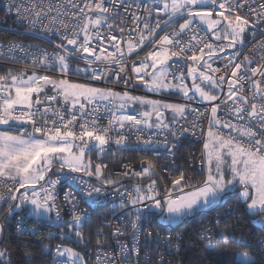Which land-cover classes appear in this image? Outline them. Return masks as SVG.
Segmentation results:
<instances>
[{
    "label": "snow or ice",
    "instance_id": "obj_1",
    "mask_svg": "<svg viewBox=\"0 0 264 264\" xmlns=\"http://www.w3.org/2000/svg\"><path fill=\"white\" fill-rule=\"evenodd\" d=\"M7 11L15 12L26 34L60 42L52 52L22 41L0 42V60L58 70V75H27L9 68L0 75V204L6 206L5 215L27 209L30 217L61 228L62 241L74 237L73 242L87 250L91 239L83 229L91 216L80 208L81 201L89 207L101 203L109 195L106 187L116 188L121 178L148 180L118 193L119 207L129 212L128 223L112 232L117 253L104 251L106 240L99 238L104 234L98 229L94 260L61 242L42 249L53 264H139L140 249L149 246L147 238L152 236L148 232L141 244L144 222L156 218L175 224L229 198L244 203L264 232V41L244 51L246 33L255 38L257 30L264 31V0H10ZM116 18L121 24L130 20L133 27L126 31L117 26V36L109 22ZM158 30L163 35L157 38ZM209 35L215 42L207 39ZM105 43L113 50L101 46ZM145 45L149 50L141 57L137 50ZM230 49L235 51L229 53ZM134 52L136 58L129 61ZM77 59L84 62L83 68L73 66ZM221 60L222 65L214 66ZM70 73L89 82H73ZM109 77L161 98L91 83ZM248 82L249 94L244 95ZM177 94L197 106L163 98ZM101 110L109 112L107 125L99 123ZM202 120H207L206 131ZM133 131L135 149L127 143ZM181 137L203 139L202 180L194 181L191 174L186 178V169L157 168L158 160L175 156L169 143L179 144ZM111 144L151 152L153 158H142L139 170L122 164L123 172L106 173L108 165L94 163L91 154L98 153L99 159ZM158 171L179 175L161 188ZM57 186L71 189L64 193L63 205ZM62 207L70 220L64 219ZM128 229L130 244L119 240ZM4 231L0 223V238ZM202 235L209 249L215 248L217 238L226 239L224 231L213 233L208 227ZM170 241L171 237L163 239ZM235 242L250 247L247 240ZM0 264H12L6 248H0ZM157 264L169 262L161 257ZM230 264H264V252L259 260L248 251L236 252Z\"/></svg>",
    "mask_w": 264,
    "mask_h": 264
},
{
    "label": "built area",
    "instance_id": "obj_2",
    "mask_svg": "<svg viewBox=\"0 0 264 264\" xmlns=\"http://www.w3.org/2000/svg\"><path fill=\"white\" fill-rule=\"evenodd\" d=\"M9 2L10 0H0V42L6 43L9 40H16V41H22L25 45L39 46L41 48L47 49L49 52L54 51L55 50L54 44H58L60 42L59 39H54L52 42H46L45 40L39 39L34 35L26 34V28L24 25H21L20 23L17 22V17L15 15V12L13 11L9 13L7 11V6ZM244 14H245L244 12L241 13V15ZM161 18L162 19L165 18L163 17V14H161ZM124 19H127V17H124ZM154 21H155V14L153 16V22ZM109 22L113 23V32L117 36L121 35V33H119L118 31L117 26L124 27L126 31L127 29L133 27L130 20L126 24H121V18H116L114 21H109ZM174 27H178V24L174 25ZM168 30L170 31V29ZM159 35H163V32L158 30L157 38L159 37ZM185 39H187V37H185ZM207 39L213 40V42H215L214 38L211 37L210 35L207 37ZM261 41H264V31L262 30L256 31L255 38L246 34L245 43L247 44V47L244 49V51L247 52L249 48H252L254 45H257ZM93 46L97 47L95 42ZM101 46L108 47V51L113 50L110 46H107L106 43L102 44ZM122 47H126V46L122 44ZM147 50L149 49L147 48V45H145L144 48L138 49L137 51L140 53V56L142 57L146 55ZM97 51H99V47H97ZM233 51H235V49H230L229 53ZM135 58H136V53L134 52L132 56L129 57V61H132ZM72 63L74 67L76 66L80 68L84 67V62L80 61L79 59H77ZM137 63H139L138 60ZM222 64L223 61L221 60L217 64H214V66H220ZM128 67H129V75H133L130 70L131 63H129ZM0 68H11L13 71L16 72L26 71L27 75H30L33 72H35L37 75H45V74L58 75V70L50 71L47 69L40 68L38 66L33 67L31 66L30 63H15L12 61L0 60ZM68 78L72 81L81 82V83L89 82L87 77L77 76L71 73L69 74ZM91 83L94 86L108 87L118 92H123L127 90L133 94H138L141 96H147L156 99L161 98V95L149 93L143 87L133 88L131 84H129L128 87L126 88L124 83L114 82L112 77H109L108 79L101 81H91ZM249 88H250V82L245 83L244 95L249 94ZM46 91L48 90L46 89ZM41 97L43 98V94H41ZM163 98L165 100L172 102L191 103L194 107L197 106L195 102L183 101L182 98H176L173 97L172 95H164ZM221 98H223V94H221ZM200 107L201 109H203V105H200ZM128 112L130 114H135L132 112L131 108L128 109ZM168 115L170 117L171 114L169 113ZM99 116H100L99 123L101 125H107L109 112L101 110ZM189 120H191V118H189ZM200 123L203 125L206 131L207 120H202L200 121ZM157 139H161V137H157ZM127 143L131 146V149H135L137 141L135 140L134 131L129 134V139ZM185 143L191 144L192 148L183 156L181 154V151ZM169 147H174L176 149L175 156L158 160L157 163L158 170L160 168L171 169L174 166L175 168L186 169L187 170L186 178H187V174H191L192 179L194 181L202 180L204 178L203 175H201L200 173L201 165L199 163L201 150L203 149V139L198 140L194 137H189L185 139L181 137V142L179 144H177L173 140L169 143ZM97 156L98 153L96 152H93L91 154V158L94 161V163H105L108 165L107 169H105L106 173L108 172L119 173L124 171L122 164H130L132 168L139 170L141 159L144 157L151 159L153 158V153L151 152L146 153L144 151H136V150H125L115 144H111L108 146L107 151L102 156H100L99 159H97ZM173 160H174V165H173ZM190 161L191 163H189ZM158 175L162 178V180H158L157 182L160 185V187L163 188L165 185L169 184V182L174 177H177L179 173L175 171H169V172L158 171ZM84 178L90 179L92 183H96L95 178H88V177H84ZM121 179H122V184L118 185L116 188L110 186L106 187L105 191L109 195L106 198L102 199L101 203L92 205L91 207H89L83 201H81L80 203V208L86 209L91 216V223L89 225H86L83 229L85 237L91 239V244L87 246V250L82 246L78 247L77 244L73 242L75 240L74 237L73 240L62 241L59 238L61 233V228L55 226L54 224L48 221L30 217L26 212L21 211L13 215L12 223L14 225V228L16 232L20 235L36 236L45 240H48L49 234H51L53 237V239H51V241H53V246L63 242L67 246L77 248V250L85 252L86 257L90 258L91 260L95 259V254L97 249L96 240L98 237L95 235V233L97 232L98 229H102L104 235L99 238L106 240V243L103 245L104 251L106 252L110 251L115 254L118 252V246H117L116 238L112 236V232L114 228L124 227L128 223L126 214L129 212L128 208L119 207L122 198L120 194L124 193L125 190L131 191L133 186L136 184L148 183L147 178H144L143 180L135 177L121 178ZM69 190L71 189L68 187L61 188L60 186H57V191L59 193L58 200L61 205L64 204L63 201L64 193ZM76 195L77 197H79L78 192L76 193ZM4 206L5 205L0 204V209H2ZM62 214L64 215L65 220L71 219V217L66 214V208L62 207ZM199 222L203 224L204 220L200 219ZM163 224L164 223H162L160 220L156 218H153L150 222L143 223L142 225L143 235L141 237V244L144 243V238L146 237V234L148 232H151L152 236L147 238L150 241L149 246L141 247L140 249L139 264H149V262L150 264H157V262L161 257H163L166 261H168L169 264H179L177 259L182 249V245H181L182 234L180 232H174L172 229L165 228ZM105 225H109V226L105 227ZM204 227H207L206 223L203 225V229ZM63 230L67 231L66 228H64ZM126 232L127 234L124 236H120L119 240L128 241L130 244V237L132 235V232L130 229L126 230ZM157 234H159L160 241H157ZM166 237H171L170 244H166L163 242V239ZM201 239L204 240L203 235H201ZM51 264H53V259Z\"/></svg>",
    "mask_w": 264,
    "mask_h": 264
},
{
    "label": "trees",
    "instance_id": "obj_3",
    "mask_svg": "<svg viewBox=\"0 0 264 264\" xmlns=\"http://www.w3.org/2000/svg\"><path fill=\"white\" fill-rule=\"evenodd\" d=\"M8 69L0 68V75H5ZM191 148V144L185 143L181 154L184 156ZM5 213L6 206L0 209V223L4 224L5 229L0 248L9 251L12 264H51L52 256L42 249L53 246V241L18 234L12 223L13 215L7 217ZM254 218L238 198H229L226 202L185 219L180 226H163L182 234V249L177 259L179 264H230L236 252L248 251L257 260L264 252V232L254 224ZM200 219L204 220L203 224L199 222ZM217 220L219 224L216 223ZM205 223L213 233L224 231L226 234V239L217 238L214 249L206 247L207 241L201 239ZM7 226L10 227L9 230ZM233 237L235 241L247 240L250 247H240ZM26 252L31 253L30 259L25 258Z\"/></svg>",
    "mask_w": 264,
    "mask_h": 264
},
{
    "label": "rangeland",
    "instance_id": "obj_4",
    "mask_svg": "<svg viewBox=\"0 0 264 264\" xmlns=\"http://www.w3.org/2000/svg\"><path fill=\"white\" fill-rule=\"evenodd\" d=\"M182 22V21H181ZM247 34V33H246ZM245 41H246V35H245ZM31 75V74H30ZM73 82H76V81H73ZM187 83H188V85H189V87H191V79L190 78H188V80H187ZM132 95H137V96H141V95H138V94H133V93H131ZM173 97H176V98H181L178 94L177 95H174ZM149 98H151V97H149ZM152 99H156V98H152ZM166 102H170V103H178V102H172V101H168V100H165ZM134 107H139V106H134ZM218 205V204H217ZM216 206V205H215ZM214 207V206H213ZM210 208H212V207H210ZM208 208H206V209H203V210H207ZM203 210H201V211H203ZM25 212L26 213H28L27 212V209H25ZM194 215H196V214H194ZM193 215V216H194ZM259 215H261L260 213H258L257 214V216H259ZM193 216H190V217H187V218H185V219H188V218H191V217H193ZM185 219H183L181 222H178V223H175V224H167V223H165V222H163V221H161L162 223H164V224H167V225H170L171 227H177V226H180L182 223H183V221L185 220ZM254 219H256V217L254 218ZM9 226H7V230H9ZM5 233V232H4ZM3 238H0V242H1V240H2ZM218 252H219V250H217Z\"/></svg>",
    "mask_w": 264,
    "mask_h": 264
}]
</instances>
